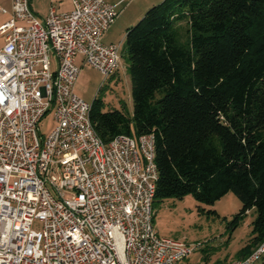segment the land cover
<instances>
[{
  "label": "built area",
  "instance_id": "1",
  "mask_svg": "<svg viewBox=\"0 0 264 264\" xmlns=\"http://www.w3.org/2000/svg\"><path fill=\"white\" fill-rule=\"evenodd\" d=\"M45 19L29 0L0 7V264H254L249 254L189 263L200 248L160 237L153 225L158 178L152 134L105 143L74 90L76 58L104 77L121 66L119 45L104 43L116 4L70 0ZM51 55L56 58L53 68ZM51 113L48 135L40 121Z\"/></svg>",
  "mask_w": 264,
  "mask_h": 264
},
{
  "label": "trees",
  "instance_id": "2",
  "mask_svg": "<svg viewBox=\"0 0 264 264\" xmlns=\"http://www.w3.org/2000/svg\"><path fill=\"white\" fill-rule=\"evenodd\" d=\"M123 43L132 112L104 110L95 96L96 134L107 143L153 133V208L189 194L212 204L232 192L241 202L232 227L254 209L246 256L264 240V0H161Z\"/></svg>",
  "mask_w": 264,
  "mask_h": 264
},
{
  "label": "rangeland",
  "instance_id": "3",
  "mask_svg": "<svg viewBox=\"0 0 264 264\" xmlns=\"http://www.w3.org/2000/svg\"><path fill=\"white\" fill-rule=\"evenodd\" d=\"M37 2L44 9L49 5V0ZM4 18L0 15V22ZM180 26L182 30L186 28L183 22ZM115 34L117 41L122 43L121 66L118 71L105 79L98 70L84 65L76 79L74 90L87 102H91L97 95L101 96L104 110L122 107L131 113V86L123 43L124 35L120 31H116ZM2 43L1 36L0 46ZM52 126L53 117L49 113L39 123L40 133L48 135ZM240 208L241 202L232 192L226 193L212 204L198 202L191 194L181 199L170 197L154 205L153 225L160 237L200 245V248L186 259L189 263H201L200 258L204 254L212 258L211 263H215L216 258L223 259L227 256L232 260L251 238L252 221L256 216L255 210L251 209L235 227H232L231 220ZM210 210H215L217 214L210 213ZM263 261L262 256L255 264H262Z\"/></svg>",
  "mask_w": 264,
  "mask_h": 264
},
{
  "label": "crops",
  "instance_id": "4",
  "mask_svg": "<svg viewBox=\"0 0 264 264\" xmlns=\"http://www.w3.org/2000/svg\"><path fill=\"white\" fill-rule=\"evenodd\" d=\"M106 1L112 4H116L119 14L116 20L114 21V23L103 34L102 40L104 43H114V44H118L120 47V44L122 46V43H120V41H117L116 34H115L116 31L122 32L123 33L122 35H124L123 37L125 39L126 29L134 25L143 16L145 11L149 7L160 2L161 0H136V1L135 0H106ZM29 4H30V8L33 11V13L39 19H42V20L45 19L46 16L48 15L50 7L54 6L56 11L59 13L69 11L72 8L70 0H49V5L46 6L47 8L45 9L40 6L37 0H29ZM0 7L10 9V0H0ZM0 15L5 17L4 20L0 22V25H1L2 23H4V21H6L9 18V15L5 13H0ZM3 44H4V39H3V43L0 46V48L3 46ZM120 49L121 47L119 48V51ZM51 60H52V66L53 68H55L57 63H56V58L54 57V55H51ZM76 63L79 65L80 68L85 65L83 63V59L81 56H78L76 58ZM229 257L230 256H227L223 259L216 258L215 262L229 261L231 259ZM237 258H239V254L236 256L235 259ZM211 259L212 258H210V256H208L207 254H204L200 258L201 262H205V263H210ZM263 260H264V254H263ZM262 264H264V261L262 262Z\"/></svg>",
  "mask_w": 264,
  "mask_h": 264
}]
</instances>
